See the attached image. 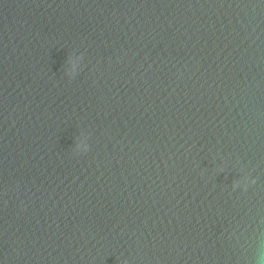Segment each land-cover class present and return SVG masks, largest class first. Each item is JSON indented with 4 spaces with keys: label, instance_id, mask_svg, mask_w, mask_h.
I'll use <instances>...</instances> for the list:
<instances>
[{
    "label": "water",
    "instance_id": "1",
    "mask_svg": "<svg viewBox=\"0 0 264 264\" xmlns=\"http://www.w3.org/2000/svg\"><path fill=\"white\" fill-rule=\"evenodd\" d=\"M260 252L264 0H0V264Z\"/></svg>",
    "mask_w": 264,
    "mask_h": 264
},
{
    "label": "clouds",
    "instance_id": "2",
    "mask_svg": "<svg viewBox=\"0 0 264 264\" xmlns=\"http://www.w3.org/2000/svg\"><path fill=\"white\" fill-rule=\"evenodd\" d=\"M83 147L86 148V145ZM254 264H264V252H260L257 254Z\"/></svg>",
    "mask_w": 264,
    "mask_h": 264
}]
</instances>
